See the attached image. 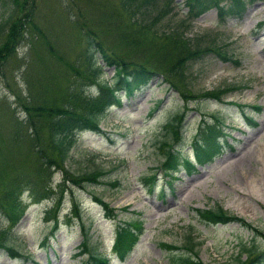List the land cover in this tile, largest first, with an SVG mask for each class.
Returning <instances> with one entry per match:
<instances>
[{"label":"rangeland","instance_id":"rangeland-1","mask_svg":"<svg viewBox=\"0 0 264 264\" xmlns=\"http://www.w3.org/2000/svg\"><path fill=\"white\" fill-rule=\"evenodd\" d=\"M156 3L157 7H167L158 26L182 19L186 34L220 43L230 56L224 59L208 53L191 61V90L235 83L223 98L250 105L241 112L236 105L212 97H190L184 102L158 75L132 94H122L119 104H110L101 113L99 130L83 128L75 132L64 161L75 172L102 166V181L62 186L55 226L43 209L58 192L59 168L51 166L49 175L43 176V180L49 178L53 187L50 197L33 200L26 188L20 189L23 213L18 220L9 224L0 210V229L6 228L4 242L20 254L12 256L0 247V264H87L81 263L83 254H73L80 233L78 218L66 215L72 200L80 208L83 225H90V239L99 241L110 264H167L172 251L162 247L161 241L180 244L186 233L196 240L193 250L203 263L229 264L240 241L253 238L264 247V0L249 3L240 16L222 20L217 18L214 7L188 19L182 0ZM8 5L9 0H0V17ZM116 8V0H33V17L39 30L28 25L26 37L0 64L1 159L6 158L10 110L15 106L7 84L25 94L29 86L24 80L46 68L58 72L56 81L65 80L68 70L63 62H69L82 48V30L91 29L104 47L126 52L123 43L109 40L108 19ZM41 38L62 53L61 59L51 55ZM30 58L33 63L26 61ZM93 59L100 64L97 76L109 81L113 65L106 64L97 52ZM179 111L182 151L190 153L198 119L210 116V112L227 125L226 139L231 145H224L210 161L197 165L188 174L177 171L178 178L170 184L155 167L161 155L154 141L162 136V123ZM15 114L22 117L23 111L15 106ZM20 146L25 145L20 142ZM15 150L21 155L16 147ZM224 155L227 158L220 162ZM154 169V183L144 184L140 175ZM12 173L13 170L8 171V175ZM4 179L0 174V183ZM92 193L107 200L115 212L113 216L104 215ZM215 203L242 216L249 224L237 220L208 221L193 209ZM134 217L142 221L141 232L131 250L119 260L110 247L113 222ZM175 250L187 251L182 245Z\"/></svg>","mask_w":264,"mask_h":264},{"label":"trees","instance_id":"trees-1","mask_svg":"<svg viewBox=\"0 0 264 264\" xmlns=\"http://www.w3.org/2000/svg\"><path fill=\"white\" fill-rule=\"evenodd\" d=\"M157 0H117L116 10L109 16L108 35L110 41H120L126 52L104 47L101 38L96 37L91 29L82 30L83 46L69 62H63L68 72L65 80L56 81L57 71L53 68L39 69L30 79L24 80L29 88L21 94L18 88L7 84L13 95L14 104L23 111L22 117L15 114V106L10 110L9 140H6V158H0V174L5 179L0 183V210L9 224L17 220L23 211L19 190L26 188L32 198L50 196L54 192L44 175H49L51 166H57L61 172L59 192L51 207L44 213L54 216V210L60 201L61 184L68 180L82 185L85 182L102 181L105 169L95 166L89 170L72 171L64 165L69 148L74 142L75 132L89 128L99 130L98 119L110 104H119L121 95L132 94L144 85L153 75L160 76L167 86L174 88L184 102L190 97H212L222 100L226 90L235 83H224L212 88L192 91L189 63L201 56L212 53L227 59L220 43L201 39V35H188L184 31L186 22L166 23L158 26L157 22L166 10V6L157 7ZM253 0H182L184 15L191 19L210 6L214 7L219 20L226 16H240L246 5ZM33 0H9L6 13L0 17V64L3 63L19 42L27 34L28 25L39 30L32 12ZM153 10V11H152ZM181 23V24H180ZM50 49L51 55L61 59V52L53 48L46 38H41ZM220 44V45H219ZM106 63L112 64L110 80L97 79L99 64L95 53ZM37 58V56H36ZM33 63V58L26 60ZM90 82L95 89L89 88ZM238 106L242 112L246 103L225 100ZM210 118H199L196 131L190 143V154L181 149L182 129L181 113H173L162 123V136L155 140L161 158L156 164L162 176L168 181L175 179L176 171L186 172L195 169L196 163L208 160L222 145H230L226 139L225 125L216 113L210 112ZM20 142L25 146H20ZM177 144V145H176ZM21 155H17V151ZM14 173L8 175V171ZM144 184L151 186L155 180V169L140 175ZM101 204L105 215L113 216V207L99 194L92 193ZM72 200L69 214L78 218L81 235L77 247L84 253L89 264H110L109 256L99 249L97 240L90 239V225H83L79 206ZM203 219L212 222L237 220L248 223L240 215L227 211L215 203L206 207H194ZM53 224L55 218L52 220ZM249 224V223H248ZM142 229L138 217L116 219L113 222L111 248L122 258L132 248ZM4 229H0V246L11 254H16L12 245L4 242ZM261 232L260 230H258ZM196 240L189 233L180 244L161 241V246L172 252L167 257V264H216L203 263L195 256L193 246ZM183 246L187 251L177 252ZM229 264H264V247L258 246L253 238L240 241L235 255Z\"/></svg>","mask_w":264,"mask_h":264},{"label":"bare ground","instance_id":"bare-ground-1","mask_svg":"<svg viewBox=\"0 0 264 264\" xmlns=\"http://www.w3.org/2000/svg\"><path fill=\"white\" fill-rule=\"evenodd\" d=\"M253 20V19H252ZM227 158V156L226 155H224L223 157H221L219 160H220V162H223V161H225L224 159H226ZM218 161V160H217Z\"/></svg>","mask_w":264,"mask_h":264}]
</instances>
